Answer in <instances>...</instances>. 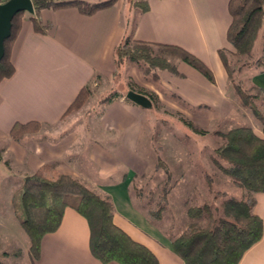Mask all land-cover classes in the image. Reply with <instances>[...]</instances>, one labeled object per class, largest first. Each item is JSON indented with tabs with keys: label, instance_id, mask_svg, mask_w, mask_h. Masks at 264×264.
Masks as SVG:
<instances>
[{
	"label": "crops",
	"instance_id": "obj_1",
	"mask_svg": "<svg viewBox=\"0 0 264 264\" xmlns=\"http://www.w3.org/2000/svg\"><path fill=\"white\" fill-rule=\"evenodd\" d=\"M147 2L150 10L146 13L130 9L127 0H118L114 7L93 16L74 8L43 10L39 18L48 27L46 34L35 31L30 20L33 15L26 13L12 50L15 74L0 84V148L7 144L6 156H12L17 172L23 170V175L34 174L44 165L54 163L55 173L82 180L88 177L90 188L112 199L116 226L151 250L159 264H186L174 252L173 239L155 228L135 208L131 197V182L144 162L137 148L139 131L135 130L136 110L140 106L121 100L106 107L100 118L102 128L118 136V143L106 151L93 148L88 160L93 167L85 171L76 163L80 153L73 152L74 142L35 138L19 142L10 137L16 123H59L81 89L90 85L96 75H113L115 49L126 36L177 46L203 61L214 73L215 83L183 61L177 62V73H164L163 79L191 107H204L202 113L208 122L229 118L233 106L227 96L229 81L219 51L231 46L230 0ZM261 39L264 61V28ZM252 84L264 89L263 68L253 75ZM251 126L256 135L264 138L259 123ZM254 213L264 224V193L256 195ZM27 257L30 264H103L91 252L87 219L72 208L65 209L60 227L44 236L40 257L33 262L29 250ZM2 262L6 264L5 257ZM239 264H264V233Z\"/></svg>",
	"mask_w": 264,
	"mask_h": 264
},
{
	"label": "trees",
	"instance_id": "obj_2",
	"mask_svg": "<svg viewBox=\"0 0 264 264\" xmlns=\"http://www.w3.org/2000/svg\"><path fill=\"white\" fill-rule=\"evenodd\" d=\"M117 3L118 0H33L35 14L30 20L37 33L46 34L48 27L39 18L43 10L74 8L83 15L93 16ZM127 4L130 9L142 13L150 10L147 0H127ZM229 10L232 23L228 40L237 51L249 54L264 28V0H230ZM23 15L19 13L15 16L11 36L5 41V55L0 63V84L15 74L11 56L21 31L20 18ZM164 50L178 52L181 61L199 71L210 82H216L212 70L188 51L173 45L137 41L130 36H126L115 49V68L130 62L143 64L149 69L177 73L176 67L163 59ZM224 51L220 50L219 56L228 78L232 80V70ZM257 65L264 70L263 59L258 60ZM234 88L241 105L251 112L264 132V110L260 108V104H264V89L253 85V93H250L240 85ZM132 90L136 91L134 88ZM137 92L146 95L152 102L158 98L156 95ZM90 95V86L87 85L81 89L65 114L81 109ZM119 97L117 92H113L102 103L110 105ZM189 125L192 123L189 122ZM34 126L38 128L40 123H16L10 137L20 142L25 135L35 132L32 129ZM216 154L230 165L224 169L225 174L241 188L243 195L240 200L228 201L226 217L214 216L207 206L189 209L191 219L204 220L205 223L192 224L188 232L173 240L174 252L186 264H239L244 253L263 237V220L254 213V208L256 195L264 193V138L256 135L252 126H240L225 135V144L216 150ZM21 203L24 212L21 225L30 239L29 253L33 262L40 257L44 236L55 232L61 225L65 209L72 208L87 219L91 252L103 264H159L151 250L115 225L112 199L91 190L77 177L55 173L52 167L45 165L24 178ZM1 256L0 264H4Z\"/></svg>",
	"mask_w": 264,
	"mask_h": 264
},
{
	"label": "rangeland",
	"instance_id": "obj_3",
	"mask_svg": "<svg viewBox=\"0 0 264 264\" xmlns=\"http://www.w3.org/2000/svg\"><path fill=\"white\" fill-rule=\"evenodd\" d=\"M25 18L26 13L20 18L21 23ZM261 34L262 31L249 54L240 53L232 45L224 51L232 70L227 96L233 110L227 119H215L210 123L202 113L204 107H191L178 97L163 79L164 73L170 75L172 71L149 69L143 64L128 62L115 68L110 78L96 75L89 85L91 95L81 109L65 114L55 125L32 127L35 132L23 139L74 142L73 152L80 153L76 160L78 168L89 170L93 167L88 164L93 148L106 151L118 143V136L114 137L102 128L100 118L108 106L102 103L103 100L117 92L120 97L115 101L131 103L126 94L132 88L136 92L156 95L158 98L152 102L151 108H136L137 148L144 162L142 170L131 182L130 192L135 208L165 237L177 239L188 232L192 224L205 223L204 220L191 219L189 209L207 206L214 216L226 217L228 201L242 198L241 188L225 174L224 169L230 165L216 154V150L224 146L225 135L230 131L258 123L241 105L234 86L240 85L253 93L252 77L260 71L257 61L263 55ZM163 52V59L171 66L176 67L181 61L178 52ZM261 104L260 108L264 110V104ZM6 151L5 143L0 148L1 260L5 257L6 264H30L27 257L30 239L21 225L24 218L21 187L24 178L32 174L23 175V170L17 172L12 156H6ZM46 165L53 167L54 163ZM79 180L90 188L88 177Z\"/></svg>",
	"mask_w": 264,
	"mask_h": 264
},
{
	"label": "water",
	"instance_id": "obj_4",
	"mask_svg": "<svg viewBox=\"0 0 264 264\" xmlns=\"http://www.w3.org/2000/svg\"><path fill=\"white\" fill-rule=\"evenodd\" d=\"M19 13L34 14L33 0H8L0 3V63L5 55V41L11 36L13 19ZM126 99L144 109L152 106L149 97L133 90L126 94Z\"/></svg>",
	"mask_w": 264,
	"mask_h": 264
},
{
	"label": "built area",
	"instance_id": "obj_5",
	"mask_svg": "<svg viewBox=\"0 0 264 264\" xmlns=\"http://www.w3.org/2000/svg\"><path fill=\"white\" fill-rule=\"evenodd\" d=\"M5 1H6V0H2V2H1V3H5Z\"/></svg>",
	"mask_w": 264,
	"mask_h": 264
}]
</instances>
